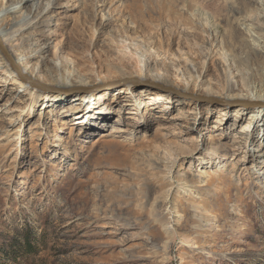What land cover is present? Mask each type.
I'll list each match as a JSON object with an SVG mask.
<instances>
[{
	"label": "rangeland",
	"instance_id": "374dc122",
	"mask_svg": "<svg viewBox=\"0 0 264 264\" xmlns=\"http://www.w3.org/2000/svg\"><path fill=\"white\" fill-rule=\"evenodd\" d=\"M36 1L2 23L53 91L0 52V264H264V0Z\"/></svg>",
	"mask_w": 264,
	"mask_h": 264
},
{
	"label": "water",
	"instance_id": "95a60500",
	"mask_svg": "<svg viewBox=\"0 0 264 264\" xmlns=\"http://www.w3.org/2000/svg\"><path fill=\"white\" fill-rule=\"evenodd\" d=\"M0 52L2 53L3 57L9 62L11 68L13 69V71H15V73L18 74V76L20 77L21 81L26 83V84H29L31 87H34L36 89H40V90H43V91H53L51 88H49L48 86L42 84V83H39L33 79H30L29 77L23 75L21 73V70L19 69V67L14 63V61L12 60L11 56L9 55L8 51L6 50V48L3 46L1 40H0ZM124 82V81H123ZM127 82H131V84H135L136 86H140V85H147V86H156L155 83L153 82H146V83H138V82H135V81H125L124 84H126ZM97 90L99 89L98 87H95L93 86L92 88L90 89H67V92H90L92 90ZM56 90V89H54ZM57 90H60V89H57ZM84 90V91H83ZM259 106V105H257Z\"/></svg>",
	"mask_w": 264,
	"mask_h": 264
},
{
	"label": "bare ground",
	"instance_id": "6f19581e",
	"mask_svg": "<svg viewBox=\"0 0 264 264\" xmlns=\"http://www.w3.org/2000/svg\"><path fill=\"white\" fill-rule=\"evenodd\" d=\"M36 0H20V2L19 3H17V4H14L13 6H11V7H9V8H7L6 10H4L3 12H0V37H1V42H2V44H5V45H7V43H9V42H12L13 41V38L12 37H10V38H8V40H6L5 39V37H7V35L5 34V32H4V29H3V27H2V23H3V17H5V15H7V14H15V13H17L20 9H22V7L25 5V4H28L29 6H31V7H33L34 5H36ZM27 5V6H28ZM28 19H23L22 21H21V24L23 25V24H25V25H28L29 23H28ZM4 46V45H3ZM44 47H45V45H44ZM24 70V69H23ZM46 80V79H45ZM51 81H55L54 79L53 80H51ZM51 81H49V82H51ZM63 86V85H62ZM96 90V89H95ZM95 90H92V91H90V92H93V91H95ZM84 91V90H83ZM62 92H67V90H63ZM86 93H88V92H86ZM253 93V92H252ZM254 94V93H253ZM259 97V96H258ZM258 97H255V98H257L258 99ZM261 97H263V96H261ZM260 99V98H259ZM260 100H262V99H260ZM249 101V100H248ZM114 146L112 145V144H105L104 145V148H113Z\"/></svg>",
	"mask_w": 264,
	"mask_h": 264
}]
</instances>
